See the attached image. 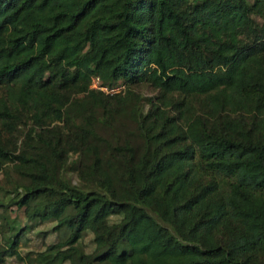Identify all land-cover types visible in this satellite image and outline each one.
Segmentation results:
<instances>
[{
    "label": "trees",
    "instance_id": "16d2710c",
    "mask_svg": "<svg viewBox=\"0 0 264 264\" xmlns=\"http://www.w3.org/2000/svg\"><path fill=\"white\" fill-rule=\"evenodd\" d=\"M92 78L207 113L165 153L167 134L144 129L155 109L135 113L136 159L131 141L93 133L125 111ZM27 124L18 153L0 140V171L14 163L20 178L10 204L62 236L28 264H264V0H0V128ZM88 232L92 253L78 248Z\"/></svg>",
    "mask_w": 264,
    "mask_h": 264
},
{
    "label": "rangeland",
    "instance_id": "374dc122",
    "mask_svg": "<svg viewBox=\"0 0 264 264\" xmlns=\"http://www.w3.org/2000/svg\"><path fill=\"white\" fill-rule=\"evenodd\" d=\"M98 83L99 81L96 78H92L91 88L93 89V86L98 87ZM116 88L122 93L121 97L117 98L114 102L115 104H113L121 106L122 111H125L124 115L104 117L102 123L94 124L92 131L97 136L108 141L112 146H115L114 141L121 144L125 140L131 141L136 149V159L141 157L145 146L143 139L138 135L135 113H139L142 118L155 109L156 115L151 117V120L146 121L147 124L144 129L146 130V135L153 137L155 140L157 135L161 133L167 134L165 138L155 144L160 147L162 153L185 148L188 142L181 141L180 138L186 129L188 121L193 119L192 116L196 117L202 114L203 111L204 114L207 113L202 102L194 101L189 106L190 111H183L181 114L177 105L183 100L182 97L177 94L162 95L157 89L150 87L146 83H125ZM161 111H164V114ZM98 112L101 113L102 111L98 110ZM57 126L63 128V134L68 130L63 123H54L49 128H56ZM29 129V124L21 125L18 126L15 132L9 134L0 128V140L3 146L9 151L18 153L22 143L28 139ZM31 133L34 135V132ZM171 139H179L176 141L178 142L177 145H168L167 143ZM90 141H93L91 137ZM136 145L140 146V149ZM101 150L104 152L106 149L101 146ZM110 153V150L106 152L107 155ZM76 156L72 152L69 153L68 165ZM91 163L92 160L90 161ZM14 165V163H9L0 171V251L8 250L11 242L18 236V246L16 248L18 256L7 257L4 264H28L26 259L23 260L26 255L33 257L36 253L45 251L48 246L58 244L62 240V236L58 232L53 231L55 224L34 222L28 218L25 208L18 209L15 206H11V199L15 196L14 191L20 190L19 186H17L20 184V178L14 170ZM72 175V180L78 183H87L86 180H83L81 174L78 173L76 175L73 173ZM208 181L203 179L202 183ZM88 188L93 189L94 187L90 185ZM78 248L85 253H92L95 250L93 235L90 232L85 233L78 243Z\"/></svg>",
    "mask_w": 264,
    "mask_h": 264
},
{
    "label": "built area",
    "instance_id": "2783aa9c",
    "mask_svg": "<svg viewBox=\"0 0 264 264\" xmlns=\"http://www.w3.org/2000/svg\"><path fill=\"white\" fill-rule=\"evenodd\" d=\"M97 80H98V79H97ZM93 88H94V89H98V90H102V91H104V92H106V93H110V94L116 93L117 90L119 91V89L107 90V89H105V88H99V87H97V86H93Z\"/></svg>",
    "mask_w": 264,
    "mask_h": 264
}]
</instances>
